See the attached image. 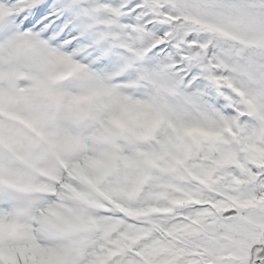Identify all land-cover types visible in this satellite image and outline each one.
<instances>
[{
    "label": "snow or ice",
    "instance_id": "1",
    "mask_svg": "<svg viewBox=\"0 0 264 264\" xmlns=\"http://www.w3.org/2000/svg\"><path fill=\"white\" fill-rule=\"evenodd\" d=\"M0 264H264V0H0Z\"/></svg>",
    "mask_w": 264,
    "mask_h": 264
}]
</instances>
